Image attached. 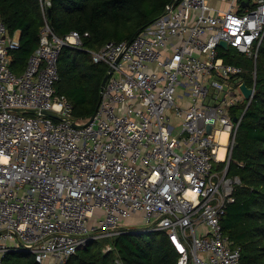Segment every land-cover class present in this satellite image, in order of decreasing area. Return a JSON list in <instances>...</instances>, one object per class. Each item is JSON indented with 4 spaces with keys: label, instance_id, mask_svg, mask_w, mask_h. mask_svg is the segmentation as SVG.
I'll use <instances>...</instances> for the list:
<instances>
[{
    "label": "built area",
    "instance_id": "built-area-1",
    "mask_svg": "<svg viewBox=\"0 0 264 264\" xmlns=\"http://www.w3.org/2000/svg\"><path fill=\"white\" fill-rule=\"evenodd\" d=\"M40 2L46 27L21 75L11 67L20 32L0 21V264L10 252L67 264L127 232L167 234L177 264H241L222 219L240 184L228 171L243 114L235 122L231 111L250 102L244 69L224 61L220 44L256 62L264 0H229L227 9L181 0L130 41L90 51L112 72L86 122L56 90L60 52L81 48L82 36H56L52 0ZM97 211L104 218L92 223ZM139 213L142 228H127L122 220Z\"/></svg>",
    "mask_w": 264,
    "mask_h": 264
},
{
    "label": "trees",
    "instance_id": "trees-1",
    "mask_svg": "<svg viewBox=\"0 0 264 264\" xmlns=\"http://www.w3.org/2000/svg\"><path fill=\"white\" fill-rule=\"evenodd\" d=\"M181 0H52L48 25L64 39L72 32L82 36V47L65 46L58 58L56 90L73 105L74 118L86 122L95 114L101 99V85L108 72L95 63L90 51L106 43L130 41L152 25ZM0 21L13 34L20 32V48L14 52L12 70L21 75L40 45L46 27L40 0H0ZM88 33V36L85 34ZM227 64L244 69L241 82L255 88L247 103L234 107L233 118L242 116L228 175L238 177L235 202L222 219L226 236L241 248V264H264V39L256 62L234 48L221 49ZM111 244L113 250L106 252ZM179 255L167 234L125 233L89 243L67 264H177ZM4 264H37L33 255L10 252Z\"/></svg>",
    "mask_w": 264,
    "mask_h": 264
},
{
    "label": "water",
    "instance_id": "water-1",
    "mask_svg": "<svg viewBox=\"0 0 264 264\" xmlns=\"http://www.w3.org/2000/svg\"><path fill=\"white\" fill-rule=\"evenodd\" d=\"M48 14H49V20H50V19H51V14H52V13H51V9H48ZM220 46L223 47V48H225L226 50L229 49L227 43H225V42H221ZM111 72H112V68H109V69H108V72H107V74H106V76H105L104 79H103L102 85H101L102 91H103V89H104V87H105V85H106V82H107V80H108V78H109ZM240 89H241V92H242L244 98H245L248 102L251 103V101H252V99H253V97H254V95H255V88H254V87L250 88L246 83H241V85H240ZM102 91H101V92H102ZM250 103H249V105H250ZM249 105H248V106H249ZM248 106L246 107V109L248 108ZM16 112L24 113L25 111H24V110H16ZM42 114H43L44 116H48V117H52V118H57L56 115H54V114L51 113V112H42ZM238 120H239V119H238L237 117L234 118V121H235V122H238ZM208 131L211 132V127L208 128Z\"/></svg>",
    "mask_w": 264,
    "mask_h": 264
},
{
    "label": "rangeland",
    "instance_id": "rangeland-1",
    "mask_svg": "<svg viewBox=\"0 0 264 264\" xmlns=\"http://www.w3.org/2000/svg\"><path fill=\"white\" fill-rule=\"evenodd\" d=\"M224 141V138H223ZM104 218V214L101 211H97L91 219V222H96L98 223V221L102 220ZM124 222V225L127 228H133V227H137V228H142L143 226V219H142V214L139 213L137 215H133L132 218L127 219V220H122Z\"/></svg>",
    "mask_w": 264,
    "mask_h": 264
},
{
    "label": "crops",
    "instance_id": "crops-1",
    "mask_svg": "<svg viewBox=\"0 0 264 264\" xmlns=\"http://www.w3.org/2000/svg\"><path fill=\"white\" fill-rule=\"evenodd\" d=\"M209 3L218 9H227L229 6V0H208Z\"/></svg>",
    "mask_w": 264,
    "mask_h": 264
},
{
    "label": "bare ground",
    "instance_id": "bare-ground-1",
    "mask_svg": "<svg viewBox=\"0 0 264 264\" xmlns=\"http://www.w3.org/2000/svg\"><path fill=\"white\" fill-rule=\"evenodd\" d=\"M222 151H223V149H221V154H220V156H222Z\"/></svg>",
    "mask_w": 264,
    "mask_h": 264
}]
</instances>
